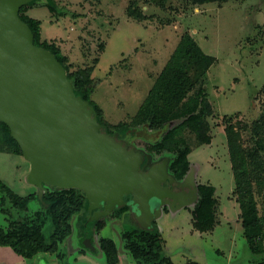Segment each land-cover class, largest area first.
I'll list each match as a JSON object with an SVG mask.
<instances>
[{
	"label": "rangeland",
	"instance_id": "rangeland-1",
	"mask_svg": "<svg viewBox=\"0 0 264 264\" xmlns=\"http://www.w3.org/2000/svg\"><path fill=\"white\" fill-rule=\"evenodd\" d=\"M54 1L66 10L65 16L49 12L43 0L23 13L40 21L41 40L55 42L72 69L89 68L98 81L92 86L90 99L102 110L110 130L119 126L132 133L130 144L149 158L148 164L163 158L171 161L173 155L159 146L167 131L174 138H184L190 149V164L181 180L190 173L195 189L198 184L211 185L217 199V225L210 232L199 233L193 228L191 214L197 196L179 210L173 209L179 202L176 196L172 205L161 204V194L130 196L129 209L120 216L111 212L99 218L105 227L99 233L94 231L96 239H112L121 250V233L138 227L142 215L148 214L150 221L145 226L151 221L156 223L165 242L164 253L173 264H252L255 258L247 248L238 221L240 206L224 127L230 123L240 131L231 145L234 151L256 148L259 135L255 136L251 128L264 120V0H226L204 5L186 0ZM131 3L146 19L136 21L127 16ZM185 32L205 54L215 57L203 78L193 75L196 85L189 95L195 97L198 89L204 88V97L200 98L204 104L192 117L191 128L182 117L171 121L163 131L147 132L139 128L137 110ZM260 136L264 144V135ZM259 152L264 159V151ZM28 170L29 162L22 155L9 152L0 142V181L20 196L37 192L35 186L26 182ZM258 174L264 188V171ZM252 186L262 215V193L257 182L252 181ZM111 204L116 211L125 202ZM8 205L7 201L4 207ZM34 206L30 202L29 211ZM79 216L80 219L74 216L71 220L72 246L79 241L81 232L85 233L83 221H89L91 213ZM9 218L8 212L4 214L0 208V226H7ZM64 246V260L74 264V254L68 255L69 243ZM92 259L104 263L101 252Z\"/></svg>",
	"mask_w": 264,
	"mask_h": 264
},
{
	"label": "trees",
	"instance_id": "trees-1",
	"mask_svg": "<svg viewBox=\"0 0 264 264\" xmlns=\"http://www.w3.org/2000/svg\"><path fill=\"white\" fill-rule=\"evenodd\" d=\"M37 1L33 0L22 6L19 11V16L32 31L34 44L51 52L65 69L74 93L93 107L97 121L101 125V131L109 135L117 134L118 139L133 136L119 126H114L113 131L110 130L111 126L104 120L102 110L90 99L95 82L91 78L89 68L72 69L67 56L55 42L41 40L40 21L23 13L27 7H31ZM43 1L49 12L58 17L66 15V10L59 8L54 0ZM186 1L193 5H204L223 3L226 0ZM126 14L136 21L146 19L141 10L132 3L128 6ZM214 63L215 57L205 54L193 37L185 32L157 76L145 101L137 110L139 128L156 133L165 130L166 125L174 119L182 117L185 125L191 128L192 117L204 104L200 99L201 96L204 97V88H199L195 97L189 95L196 85L193 75L203 78ZM251 131L255 136L259 135L255 143L256 148L253 150L238 148L234 151L231 145L236 138H239L240 131L230 123L224 127L230 148L229 156L237 195L236 201L240 206L238 220L242 227V234L249 252L255 258L252 264H264V188L258 174L259 171H264V159L259 152L264 151L262 136H260V133L264 135V120L254 124ZM0 142L5 144L9 152L22 155L18 143L10 135L8 126L1 121ZM159 144L173 155L168 163V170L175 179L180 181L187 173L190 164L188 160L190 149L186 141L184 138H174L172 132L167 131ZM252 181L257 182L259 192L262 193V215H259L254 199ZM43 189L45 191L41 198L38 197L37 192L20 196L0 181V208L4 214L8 212L10 217L7 226H0V246L11 248L14 253L23 258H31L39 253H55L59 244L71 235L73 217L77 216V219H80V213L88 215V200L82 190L59 189L52 186H43ZM130 196H132L130 193L124 194L125 205L115 211L117 216L129 209ZM196 196L191 212L193 228L200 233L210 232L217 225L215 217L217 199L214 187L198 184ZM7 201L10 205L6 208L4 205ZM101 201L104 205L105 201ZM30 202L36 204L31 211L28 209ZM103 224L104 222L100 219L93 221L84 219L82 228L85 233L81 232L82 239H91L92 242L94 231L101 229ZM122 240L136 264H173L164 253L160 231L154 221H151L149 226L138 225L136 228L123 231ZM95 252L102 253L105 264L118 262L117 249L112 239L101 238Z\"/></svg>",
	"mask_w": 264,
	"mask_h": 264
},
{
	"label": "water",
	"instance_id": "water-1",
	"mask_svg": "<svg viewBox=\"0 0 264 264\" xmlns=\"http://www.w3.org/2000/svg\"><path fill=\"white\" fill-rule=\"evenodd\" d=\"M32 1L0 0V121L29 162L25 179L36 187L38 197L43 186L80 189L89 212L99 206V199L111 206L126 193L161 194L166 205L176 196L179 202L173 209L195 200L194 187L187 192L173 189L187 187L190 173L176 181L166 158L145 170L146 155L101 131L93 107L74 93L54 55L34 44L31 29L19 16L20 8ZM164 181L169 187L162 186ZM105 209L89 221L104 216ZM149 221L144 214L140 225ZM85 247L93 250L89 239Z\"/></svg>",
	"mask_w": 264,
	"mask_h": 264
},
{
	"label": "crops",
	"instance_id": "crops-1",
	"mask_svg": "<svg viewBox=\"0 0 264 264\" xmlns=\"http://www.w3.org/2000/svg\"><path fill=\"white\" fill-rule=\"evenodd\" d=\"M91 78L95 82L93 84V87H95V85L98 83V81L96 82L95 78H93L92 75H91ZM181 208H183V207H181ZM181 208H175L174 210H179ZM104 227L105 226H103L102 228H104ZM101 229H99L96 232L99 233V231ZM92 239H93L94 243L97 244V242L101 238L96 239L95 234H93V238ZM121 239H122V233H121ZM82 240L83 239L80 236L79 237V241L75 242V245L72 246L70 244L71 243V236H69L64 242L59 244L58 250L55 253H53V254H50V253H39V254L31 257V258H23V257L17 255L16 253H14L11 250V248L0 246V264H69V263H67V261L64 260L65 256H66L65 246L64 245L67 242L69 243V246H68V253L69 254L68 255L71 256V255L74 254L73 255L74 264H99L94 259H92V256H95L97 252H94L90 248L85 247V245L82 244V242L80 243V241H82ZM115 246H116L117 255H118V262L116 264H136L134 262V260L131 258V256L129 254H127L128 251L125 248L123 240H122L123 248L121 250L118 249V246H117L116 243H115ZM162 247H163V250H164L165 242H164V244L162 242ZM166 256L170 259V257L168 255H166ZM170 261H171V259H170ZM188 263L190 264V262H188ZM103 264H105V260H104ZM191 264H196V263L191 262Z\"/></svg>",
	"mask_w": 264,
	"mask_h": 264
},
{
	"label": "flooded vegetation",
	"instance_id": "flooded-vegetation-1",
	"mask_svg": "<svg viewBox=\"0 0 264 264\" xmlns=\"http://www.w3.org/2000/svg\"><path fill=\"white\" fill-rule=\"evenodd\" d=\"M112 135H114V134H112ZM116 135V138H117V140L118 141H120V142H122V144L125 146V147H127L128 149L129 148H132V145L130 144V141H131V137H130V135L128 136V137H126V138H124V139H118V136H117V134H115ZM150 165L151 164H148L147 165V167H145V170H147L149 167H150ZM176 181H178L177 179H175ZM162 186L163 187H169V183H168V181H164L163 183H162ZM173 189L175 190V191H188L189 189H193V186L191 185V183H190V181H188L187 182V187H185L183 190H181L180 188H178V187H176L175 185H173ZM124 196V195H123ZM104 206V208H102ZM111 206H110V204L109 203H106L105 202V204L103 205V204H99V206H98V208H95V209H93L90 213H91V215L92 214H94V213H96V212H101V211H103L105 208H107V209H105V217L106 216H108V214H111V212H113V213H115V208H113V210H110L109 208H110ZM98 220V219H97ZM86 240L87 239H83V242H82V244H84V245H86ZM90 240V242H91V239H89ZM93 242V243H92ZM92 242H91V245L93 246V251L95 252V249H96V243H94V241H93V239H92Z\"/></svg>",
	"mask_w": 264,
	"mask_h": 264
}]
</instances>
